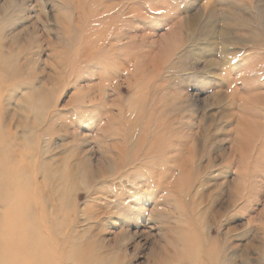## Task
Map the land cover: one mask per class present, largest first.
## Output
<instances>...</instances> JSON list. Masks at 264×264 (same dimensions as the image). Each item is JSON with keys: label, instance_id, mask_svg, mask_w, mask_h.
I'll return each instance as SVG.
<instances>
[{"label": "rangeland", "instance_id": "1", "mask_svg": "<svg viewBox=\"0 0 264 264\" xmlns=\"http://www.w3.org/2000/svg\"><path fill=\"white\" fill-rule=\"evenodd\" d=\"M0 77L67 253L264 264V0H0Z\"/></svg>", "mask_w": 264, "mask_h": 264}, {"label": "bare ground", "instance_id": "2", "mask_svg": "<svg viewBox=\"0 0 264 264\" xmlns=\"http://www.w3.org/2000/svg\"><path fill=\"white\" fill-rule=\"evenodd\" d=\"M1 64V67L5 66L6 60H1ZM11 72L14 74L16 73V70H12ZM2 78L0 77V83L2 82ZM9 94L11 95V92ZM3 111L7 114L5 108ZM16 116V113L13 114L11 120H8L7 123L0 120V219L3 221L0 222V264H54L52 258L58 257V261H61V256L65 255V252L67 253L68 247L66 244L61 245V242L59 240L57 241L55 236L49 233L48 229L51 225L49 227L47 226L49 224L47 222V212L43 209L41 212L42 217L38 216V212L36 213L34 208V197H36L35 193L37 192L36 189H33L32 187V189H27V187H24L23 185L25 182L24 180L27 178L28 174H30V162L23 157V151H21L20 154L23 158H19L18 160L17 157H15L14 149L11 151L7 147L8 141H11L14 138L13 135L16 134L12 131ZM22 125H24V122L18 119L16 128L21 127ZM260 126L261 124L258 123V129ZM32 129L33 128H31V130ZM6 137L8 138L5 140ZM15 146L17 147L18 145L15 144ZM177 163L178 162H176V164ZM33 176L31 174L32 179ZM29 182H31V180ZM234 201L235 200H233V203ZM46 204L44 206H46ZM7 211L14 213L17 217V221L11 219L10 216H7ZM2 215L3 219L1 218ZM16 234H18V238H16ZM71 236L73 235L70 234L69 237ZM79 243L81 246L77 247L76 244H74V248L67 253V255L71 257L73 264H95L93 261V251H90V246H92L90 240L86 239ZM193 245L188 247L189 255L186 253V257L190 258L191 264H193V260L196 259V252L194 251L195 244ZM184 252H186V250ZM173 253L174 255H172L170 251H167L168 258L163 264L178 263V258L174 251Z\"/></svg>", "mask_w": 264, "mask_h": 264}]
</instances>
